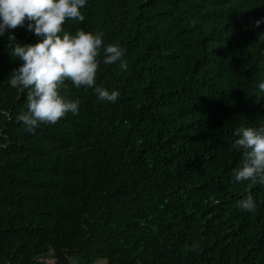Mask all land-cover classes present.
<instances>
[{"label": "trees", "instance_id": "trees-1", "mask_svg": "<svg viewBox=\"0 0 264 264\" xmlns=\"http://www.w3.org/2000/svg\"><path fill=\"white\" fill-rule=\"evenodd\" d=\"M66 31L103 33L115 103L70 81L78 115L25 131L0 36V264H264V185L233 182L234 130L264 125V0H88ZM10 32L35 42L23 26ZM251 193L254 211L236 201ZM195 248V250H193Z\"/></svg>", "mask_w": 264, "mask_h": 264}, {"label": "clouds", "instance_id": "clouds-1", "mask_svg": "<svg viewBox=\"0 0 264 264\" xmlns=\"http://www.w3.org/2000/svg\"><path fill=\"white\" fill-rule=\"evenodd\" d=\"M88 0H0V36L7 34L10 55L19 61L8 76V85L27 93V109L15 117L25 131L35 133L42 124H55L69 113L78 115L79 97L68 98L61 89L70 81L76 88H90L100 101L115 103L120 92L97 83L101 63H119L127 69L125 49L118 43H105L102 32L83 27L66 31V20L84 21L82 9ZM264 16L253 21L259 27ZM23 26L37 38L20 42L11 29ZM264 39V31L258 33ZM257 96L264 99V80L257 84ZM233 147L243 156L232 172L233 182L249 181L264 185V125L241 126L234 130ZM243 211H254L251 193L236 201ZM195 250V248H193Z\"/></svg>", "mask_w": 264, "mask_h": 264}, {"label": "rangeland", "instance_id": "rangeland-1", "mask_svg": "<svg viewBox=\"0 0 264 264\" xmlns=\"http://www.w3.org/2000/svg\"><path fill=\"white\" fill-rule=\"evenodd\" d=\"M42 261H43L45 264H53L54 259L52 258L51 255H49V256L43 258ZM71 264H75V262L72 261ZM94 264H105V260H101V261L95 262Z\"/></svg>", "mask_w": 264, "mask_h": 264}]
</instances>
